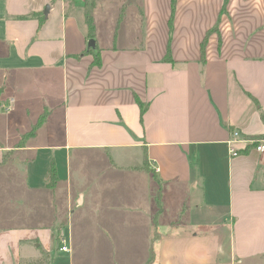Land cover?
<instances>
[{"label":"crops","instance_id":"crops-1","mask_svg":"<svg viewBox=\"0 0 264 264\" xmlns=\"http://www.w3.org/2000/svg\"><path fill=\"white\" fill-rule=\"evenodd\" d=\"M87 1L0 0V264L264 255V0Z\"/></svg>","mask_w":264,"mask_h":264},{"label":"rangeland","instance_id":"rangeland-1","mask_svg":"<svg viewBox=\"0 0 264 264\" xmlns=\"http://www.w3.org/2000/svg\"><path fill=\"white\" fill-rule=\"evenodd\" d=\"M9 113H7L6 111H4L2 108L0 109V145L2 142H4V140L10 141L12 140L11 135L8 134L9 128L5 129L6 127H8V125H10L11 123L9 121H7V117H8ZM8 124L6 127L5 125ZM4 145V143H2ZM225 212L224 209H222V211H220L221 214H223ZM222 216H220L219 218H221ZM208 219V218H207ZM222 219V218H221ZM222 222V221H221ZM229 224L227 223L226 225L222 224L221 228H220V233L224 236L223 240L224 242L221 244L222 245V256L220 257L219 262L221 263H230V264H264V255H261L260 257H254L250 260L248 259H242L241 262L237 263V261L232 260L230 257V252L227 248V246H229V233H228V228H229ZM53 249L51 250L50 254L51 256H55V255H63L66 256L68 258L69 256V252H63V251H59L58 249H56V242L53 243ZM60 244V242H59ZM133 249H131L132 251ZM108 250H106L107 252ZM142 251H144V248H142ZM133 252V251H132ZM145 252V251H144ZM74 260H73V264H116V261H119L114 255L116 253V250H109V253H111L112 255L109 256V254L105 257H101L99 258V251L92 249L91 251H89V253L87 252V254H90L91 256L86 257L85 259H83L81 257V254L78 252V250L76 249V251L74 252ZM48 254V253H46ZM44 262V261H43ZM48 264L50 263L49 260L47 261ZM144 263V262H143ZM52 264L53 261H52ZM129 264H138L137 263H129Z\"/></svg>","mask_w":264,"mask_h":264},{"label":"trees","instance_id":"trees-1","mask_svg":"<svg viewBox=\"0 0 264 264\" xmlns=\"http://www.w3.org/2000/svg\"><path fill=\"white\" fill-rule=\"evenodd\" d=\"M96 1H98V0H88L87 1V6H86V22H87V25H89V29H90V32H89V34L91 35L92 34V30H93V25H92V16H91V12H92V8L94 7V4L96 3ZM175 1L176 0H172L171 1V8H172V11H171V15H170V18H169V21H168V23H170L169 25L171 26L172 25V18H173V13H174V4H175ZM212 30H216V29H212ZM210 32V31H209ZM205 44H206V38H205V40L202 42V44H201V62H203L204 61V54H205V52H204V47H205ZM165 59L166 60H169L170 59V56L169 55H167L166 57H165ZM0 92H2V89H0ZM145 105L143 104V103H141L140 102V109H141V112L145 109ZM41 117H43V116H41ZM40 117V120H39V122L42 120V118ZM261 119L263 120V122H264V115H262L261 116ZM36 129V125H34L33 127H32V130H31V132L32 131H34ZM30 134V133H29ZM254 140L253 141H255L254 142V144H256L257 145V143H258V140H260V139H264V135H260V136H255L254 138H253ZM146 165H147V161H146ZM146 167V166H145ZM160 190L159 189H157V191H156V195H155V201H156V204L158 205V207H160V205H159V197H160ZM157 234V232L154 230V238H156V235ZM153 238V239H154ZM144 264H154V262H153V255H151L150 256V258L148 259V261L146 262V263H144Z\"/></svg>","mask_w":264,"mask_h":264},{"label":"built area","instance_id":"built-area-1","mask_svg":"<svg viewBox=\"0 0 264 264\" xmlns=\"http://www.w3.org/2000/svg\"><path fill=\"white\" fill-rule=\"evenodd\" d=\"M75 1H82V0H75ZM240 134L238 132H234L233 133V137L230 140V142H235L239 139ZM254 143V142H253ZM256 150L264 153V139L258 140V144L255 146ZM232 155H236V151L234 149L230 150ZM155 168V167H153ZM59 251H63V252H70V248L68 247V245L65 243V239L61 240V244L58 248Z\"/></svg>","mask_w":264,"mask_h":264},{"label":"water","instance_id":"water-1","mask_svg":"<svg viewBox=\"0 0 264 264\" xmlns=\"http://www.w3.org/2000/svg\"><path fill=\"white\" fill-rule=\"evenodd\" d=\"M94 43H95V40H93L92 38H90V39L88 40V46H89V47L94 46Z\"/></svg>","mask_w":264,"mask_h":264}]
</instances>
